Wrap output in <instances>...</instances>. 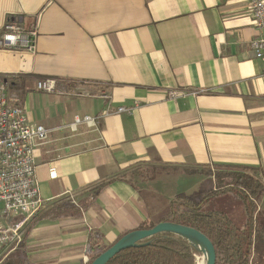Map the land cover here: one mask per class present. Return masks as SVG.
Listing matches in <instances>:
<instances>
[{"label": "crops", "instance_id": "crops-1", "mask_svg": "<svg viewBox=\"0 0 264 264\" xmlns=\"http://www.w3.org/2000/svg\"><path fill=\"white\" fill-rule=\"evenodd\" d=\"M8 21L36 32L32 49L0 47V74L48 130L33 149L43 205L86 201L80 215L25 222L30 263H85L90 233L108 244L145 222V199L123 174L137 165L190 178L209 176L185 169L264 172V58L250 47L247 0H0V33ZM45 78L57 92L36 89ZM176 89L185 93L168 97ZM105 110L95 126L69 127Z\"/></svg>", "mask_w": 264, "mask_h": 264}, {"label": "trees", "instance_id": "trees-1", "mask_svg": "<svg viewBox=\"0 0 264 264\" xmlns=\"http://www.w3.org/2000/svg\"><path fill=\"white\" fill-rule=\"evenodd\" d=\"M185 172L187 174L204 173L213 179L214 188L201 200L185 197L173 198L169 203L168 212L156 221L143 222L136 229L150 228L160 221L188 225L203 232L211 240L216 253L215 264H264V224L259 225L257 215L255 216L257 209H260L256 202L258 199L262 201L264 208V172L262 169L256 166L227 165L215 169L214 173L206 168H189L185 169ZM226 178L229 179L228 182H224ZM105 184L100 181L88 188L95 196ZM219 190L234 191L242 198L247 214L243 228L234 226L222 212L202 209L211 195ZM85 206L86 201L78 202L65 195L46 206L42 205L31 218L32 221H38L57 219L62 216H76L83 212ZM0 219H3L2 215ZM19 219V216H14L11 223ZM129 231L121 233L108 244H104L98 234L90 233L86 249L88 259L82 264L92 262L101 252ZM145 241L150 242L146 245L121 250L107 264H195V255L198 253L180 237L166 233L156 234L139 243ZM22 246L23 237L10 252L0 259V264H32L23 256Z\"/></svg>", "mask_w": 264, "mask_h": 264}, {"label": "built area", "instance_id": "built-area-1", "mask_svg": "<svg viewBox=\"0 0 264 264\" xmlns=\"http://www.w3.org/2000/svg\"><path fill=\"white\" fill-rule=\"evenodd\" d=\"M257 32L250 47L257 58H264V0H247ZM34 30L26 31L21 23L8 21L0 33V47L32 49ZM11 77L0 74V259L5 251L12 250L22 239L25 222L44 204L39 195L35 176L34 145L45 139L48 130L41 124L30 122L20 105L19 97L10 91ZM36 89L46 93L58 91L53 78L40 79ZM185 92L171 90L168 97L176 98ZM102 97H106L102 95ZM133 108L119 106L116 113H131ZM110 111L97 115H75L69 123L71 129L79 124L95 126ZM54 176L53 168L50 170ZM19 216L16 222L9 217Z\"/></svg>", "mask_w": 264, "mask_h": 264}, {"label": "rangeland", "instance_id": "rangeland-1", "mask_svg": "<svg viewBox=\"0 0 264 264\" xmlns=\"http://www.w3.org/2000/svg\"><path fill=\"white\" fill-rule=\"evenodd\" d=\"M215 169L211 172L214 173ZM178 168L168 169L161 165H137L134 170L123 173L129 177L131 182L138 188L144 197L147 205L148 216L146 222L158 220L169 211V203L173 198L185 197L192 200H201L206 197L214 188L213 181L209 177H191L180 175ZM183 174V173H181ZM178 176L174 178L173 176ZM153 180L152 182H150ZM225 179L224 182H228ZM260 209H257V223L264 224V208L262 201H256ZM257 204V206H258ZM204 211H219L224 213L237 228H243L247 214L242 198L231 190H219L211 195L210 199L204 203ZM257 225V226H259ZM203 255H195V258L202 260ZM205 261V259H204Z\"/></svg>", "mask_w": 264, "mask_h": 264}, {"label": "water", "instance_id": "water-1", "mask_svg": "<svg viewBox=\"0 0 264 264\" xmlns=\"http://www.w3.org/2000/svg\"><path fill=\"white\" fill-rule=\"evenodd\" d=\"M163 233L173 234L184 239L198 254L205 256V264H215V248L208 236L194 227L170 221H160L150 228L129 231L101 252L89 264H107V262L121 250L149 244L150 241H145L143 243H139V241Z\"/></svg>", "mask_w": 264, "mask_h": 264}, {"label": "bare ground", "instance_id": "bare-ground-1", "mask_svg": "<svg viewBox=\"0 0 264 264\" xmlns=\"http://www.w3.org/2000/svg\"><path fill=\"white\" fill-rule=\"evenodd\" d=\"M201 259H202V260H198V259H196L195 264H205V261H204L205 256H204V255H203V257H202Z\"/></svg>", "mask_w": 264, "mask_h": 264}]
</instances>
